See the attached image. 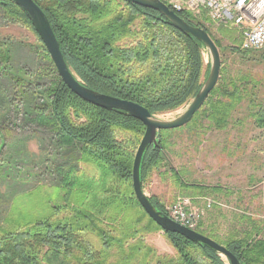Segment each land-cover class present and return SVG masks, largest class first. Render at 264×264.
<instances>
[{
    "label": "trees",
    "instance_id": "16d2710c",
    "mask_svg": "<svg viewBox=\"0 0 264 264\" xmlns=\"http://www.w3.org/2000/svg\"><path fill=\"white\" fill-rule=\"evenodd\" d=\"M32 1L48 20L71 73L95 93L138 104L154 116L187 104L204 84L202 43L176 30L158 12L125 0ZM0 13L4 20L35 32L12 1L0 0ZM177 15L206 31L219 49L204 25ZM38 43L54 78L31 123L50 132L60 148L74 147L78 156L68 171L58 170L59 201L52 215L24 225L9 216L2 220L0 264H228L209 247L162 231L145 214L131 181L133 154L145 127L122 111L100 109L75 96L57 75L40 39ZM237 52L248 53L238 47ZM244 82L220 68L216 86L185 127H203L202 120L206 129L218 132L240 126L233 116L246 100L248 117L264 131V92L259 101L255 86L251 89ZM125 132L132 134L130 140L119 139ZM168 132H158L157 145L143 154L142 191L145 175L164 163ZM80 165L91 166L97 176H87ZM171 176L182 192L193 190L191 197L209 195V187L190 184L176 171ZM212 189V194L221 192L218 187ZM147 198L155 211L166 215L168 206ZM238 217L244 220L239 229L222 235L196 232L224 247L240 264H264L262 223ZM155 232L166 237L173 255L159 254L145 242Z\"/></svg>",
    "mask_w": 264,
    "mask_h": 264
},
{
    "label": "rangeland",
    "instance_id": "374dc122",
    "mask_svg": "<svg viewBox=\"0 0 264 264\" xmlns=\"http://www.w3.org/2000/svg\"><path fill=\"white\" fill-rule=\"evenodd\" d=\"M204 27L219 42L221 68L232 77L244 78V86L251 89L255 86L253 90L256 88L260 101L264 92V50L239 54L240 39L236 30L209 23ZM38 41L33 30L4 20L0 13V224L6 216L24 225L52 215L59 201L58 170L68 171L78 156L74 147L60 148L50 132L31 123L35 107L44 103L54 78L49 64L40 56ZM202 56V82H205L210 59L207 52ZM193 99L154 117L174 120ZM247 107V101H242L233 116L241 125L230 126L223 132L206 129L205 120L200 128L184 126L169 131L164 136L167 144L164 163L145 175L143 192L147 197L156 198L165 207L181 198L190 199L191 207L204 209L194 231H201L204 221H208L213 226L206 233L222 235L232 226L230 219L243 211L264 215V209L258 204L260 199L264 200V131L255 128L247 115ZM120 138L130 140L132 134L120 133ZM81 168L87 176H97L91 166ZM173 171L190 184L209 187L210 192L218 187L221 192L191 197L193 190L182 192L174 184ZM207 201L211 202L210 208L205 207ZM235 208L241 211L238 215L233 214ZM145 242L159 254H174L161 232L148 234Z\"/></svg>",
    "mask_w": 264,
    "mask_h": 264
},
{
    "label": "water",
    "instance_id": "95a60500",
    "mask_svg": "<svg viewBox=\"0 0 264 264\" xmlns=\"http://www.w3.org/2000/svg\"><path fill=\"white\" fill-rule=\"evenodd\" d=\"M10 1L15 3L26 14L35 33L39 37L51 62L53 63L59 78L75 96L100 109L122 111L138 120L145 127L143 137L134 155L131 175L134 196L145 214L162 231L175 233L190 241L205 245L216 251L221 257L228 261V264H240L234 255L213 240L199 234L196 231L181 226L180 224L172 221L166 215L155 211L147 196L142 191L140 183L139 170L143 154L148 147L157 145L158 132L176 130L186 126L192 120L193 116L201 109L218 82L221 59L218 48L207 32L184 22L177 14L169 10V8L160 0H125L133 5L158 12L176 30L190 35L202 43L205 51L209 55V74L195 98L189 103L184 113L179 117L171 121H164L152 116L145 108L139 106L138 104L98 94L84 87L66 65L60 50V45L50 27L48 20L40 8L32 0Z\"/></svg>",
    "mask_w": 264,
    "mask_h": 264
},
{
    "label": "built area",
    "instance_id": "2783aa9c",
    "mask_svg": "<svg viewBox=\"0 0 264 264\" xmlns=\"http://www.w3.org/2000/svg\"><path fill=\"white\" fill-rule=\"evenodd\" d=\"M175 14H185L194 23L233 27L239 34L241 51L264 50V0H160ZM191 200L181 198L166 208V216L190 230H195L204 209L191 207ZM206 208L211 207L207 201Z\"/></svg>",
    "mask_w": 264,
    "mask_h": 264
},
{
    "label": "crops",
    "instance_id": "0c3cea01",
    "mask_svg": "<svg viewBox=\"0 0 264 264\" xmlns=\"http://www.w3.org/2000/svg\"><path fill=\"white\" fill-rule=\"evenodd\" d=\"M230 28H232L234 30L233 27H230ZM258 204H259V206H261V209H264V200L260 199V202ZM232 211H233V214L236 213V215H238L241 212L237 208L233 209ZM218 214L219 213L217 212V216H218ZM240 216H248L251 219L260 221L262 223V226H263V229H264V215L262 213L254 214V213L249 212V211L248 212L247 211H243ZM233 218H235V219H230V221H229L232 226H230V228L227 231L236 230V229H239V228L242 227V223H243L242 221H244V220H241L240 219L241 217L240 218L239 217H233ZM210 225H212V224H210V222L208 223V221L207 222L204 221V224H203V226L201 228H202V230L208 231ZM244 227H246V226L244 225ZM247 229H250V226H247ZM227 231H225V232H227ZM228 235H230V233Z\"/></svg>",
    "mask_w": 264,
    "mask_h": 264
}]
</instances>
